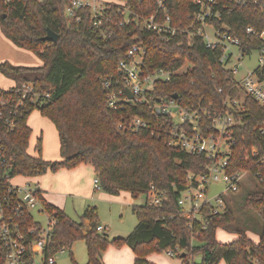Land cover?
Segmentation results:
<instances>
[{
	"label": "trees",
	"instance_id": "trees-1",
	"mask_svg": "<svg viewBox=\"0 0 264 264\" xmlns=\"http://www.w3.org/2000/svg\"><path fill=\"white\" fill-rule=\"evenodd\" d=\"M117 1L118 4L103 5L105 16L97 28L88 8L78 12V22L69 19L64 12L69 0H0L3 34L42 61L38 68L2 65L0 71L15 85L27 83L40 93H49V100L37 110L55 128L61 158L48 163L28 155L32 131L26 116L33 111L30 110L14 131L0 132L11 176L32 177L47 169L56 172L87 164L93 168L99 188L111 196L127 192L134 199L145 196L151 186L166 193L160 207H150L146 202L132 205L136 226L124 239L111 242L104 232L99 234L96 230L99 225L95 208L86 209L80 221H75L40 195L44 210L56 221L44 251L46 258L61 249L70 252L75 242L83 241L87 264H103L101 253L110 244L128 246L136 255L134 264H149V255L169 250L174 251L181 264H264V108L249 96H243L238 106H225L228 98L239 99L242 91L230 72L219 64L221 51L210 50L200 37L187 34L189 16L194 12L191 0ZM216 1L220 7L226 4L225 0ZM123 8L139 22L153 15H168L177 34L164 40L135 25L120 26L123 14L119 10ZM230 10L222 21L214 22L215 26L238 37L249 53L264 47V40L246 34L247 27L257 33L264 30V0H251L244 7L230 6ZM47 29L58 35L56 43L42 41ZM139 42L146 51L147 67H184L170 81L157 85V96L169 99L176 94L183 106L212 104L217 112L227 109L233 114L237 125L230 130L228 141L232 144L229 171H246L253 182L239 203L261 221L259 231L252 232L258 237L257 244L248 231L238 227L232 209L234 195L225 199L222 213L210 214L203 209L201 221L186 220L178 199L188 187V176L203 173L207 161L169 146L167 123L154 117L149 107L132 103L117 111L107 107L103 80L115 75L126 52ZM254 73L264 81V64ZM132 118L145 120L148 127L135 133L118 128L122 120ZM212 123V119L204 118L200 131L213 133ZM218 229L236 234L237 239L230 244L217 242ZM193 240L197 246L192 245ZM197 257L199 262L194 260ZM27 264H33L32 257Z\"/></svg>",
	"mask_w": 264,
	"mask_h": 264
},
{
	"label": "built area",
	"instance_id": "built-area-1",
	"mask_svg": "<svg viewBox=\"0 0 264 264\" xmlns=\"http://www.w3.org/2000/svg\"><path fill=\"white\" fill-rule=\"evenodd\" d=\"M225 1L226 4L220 7L216 0H191L194 12L191 17L189 16L191 24L186 32L190 37H200L206 48L220 50L219 64L234 78L238 66L232 64V61L235 59L236 62L241 63V60L253 51L249 53L243 49L238 37L223 31L222 27H216L214 22L222 21L228 16L231 13L230 6L244 7L251 0ZM159 5L161 7V4ZM85 8L90 9L94 25L98 28L105 14L102 13L103 5L97 4L96 0H69L64 12L69 19L78 22L80 20L78 12ZM119 12L123 14L120 26L135 25L159 35L164 40H169L177 34L176 29L171 26L168 15L161 17L153 15L139 22L129 10L123 8ZM207 27L212 30L210 36L206 33ZM246 34L264 40V30L257 33L252 27H247ZM256 51L259 53L258 66H262L264 47ZM145 53L140 42L134 44L119 62L115 75L103 80V87L107 90L106 105L113 111L124 109L128 103L149 107L154 117L167 123L169 146L190 155L203 157L207 161L203 173L188 176V187L178 199V206L186 220L201 221L203 209H207L210 214L222 213L225 199L236 194L244 177L250 176L246 171H229L232 144L229 145L228 141L230 130L237 125V122L227 109L217 112L212 104L207 107L201 106L200 103L183 106L178 98L173 100L157 96V85L170 81L173 76L181 72L182 67L173 70L164 67H147L144 64ZM234 83L241 89L242 98L249 96L264 108V81H261L254 71L246 73L241 81L234 78ZM126 91L131 93L132 98L128 97ZM49 98V93H40L33 85L27 83L6 90L0 89V132L14 131L17 122L30 110H36L46 103ZM240 103V99L228 98L225 106H238ZM204 118L212 119L213 133L207 135L200 131ZM147 127V122L141 118L122 120L118 125L119 129L134 133ZM252 154L254 156L257 154L254 149ZM9 163L0 137V264H27L29 257L33 258V264L34 259L43 264H55L54 256L46 258L44 251L52 238L56 221L44 210L38 185L29 182L24 185L13 183V180L19 176H11ZM215 183L224 185L223 192L209 198L210 187ZM94 186L99 188L97 178L94 180ZM145 197L148 206L160 207L166 200V193L151 186ZM34 210L45 215L46 227L34 218L32 214ZM96 230L100 233L104 228L98 226ZM64 251L61 249L57 254ZM164 254L171 258L176 256L173 250Z\"/></svg>",
	"mask_w": 264,
	"mask_h": 264
},
{
	"label": "rangeland",
	"instance_id": "rangeland-1",
	"mask_svg": "<svg viewBox=\"0 0 264 264\" xmlns=\"http://www.w3.org/2000/svg\"><path fill=\"white\" fill-rule=\"evenodd\" d=\"M97 4L114 3L118 4L117 0H96ZM206 33L210 36L212 30L207 27ZM259 53L257 51L251 52L248 56L241 60V63L236 62L234 59L232 64H237L238 72L235 75V80L241 81L246 73H252L258 67ZM2 65H10L16 68H38L42 66V61L37 55L17 47L9 38H7L0 28V67ZM184 70V67L182 68ZM13 79L8 78L0 71V89H8L13 86ZM240 101L242 97L239 98ZM26 124L31 129V136L29 138L27 153L33 158H41L48 163H54L60 161L59 143L57 133L50 121L41 115L39 110H33L26 116ZM40 141V147L37 148ZM56 171L52 172L47 169L45 173L32 177L19 176L13 180L16 185H24L26 182L38 185L43 192L44 198L48 203L60 206L64 210L65 214L75 221H80L83 212L86 209L95 208L97 212L98 225L106 228L104 234L107 235V240L111 242L114 239H124L128 236L137 224L136 217L131 213L132 205H142L146 199L145 196H139L138 198H132L127 192H121L119 196H111L104 193L100 188H93L92 182L97 177L90 175L86 170L81 171L78 175L73 177L71 174H66L69 171ZM90 175V176H89ZM89 179L91 180V188L88 185ZM252 180L250 176H245L240 190L233 194L236 200L235 204L230 203L233 211L238 219V227L249 232L252 241L257 244L258 237L252 232H258L260 228V219L254 212H248L241 207V203L246 190L252 187ZM83 188H86L90 195L86 197H80L78 195ZM224 185L222 183H215L210 187L209 198H213L219 193L223 192ZM49 194H47V193ZM60 194V195H57ZM62 194H70L64 199ZM54 195V196H53ZM61 196V197H60ZM229 198V196L227 197ZM64 199L63 204L61 201ZM55 200H61L57 203ZM230 200V198H229ZM214 203V202H212ZM239 203V204H238ZM34 218L43 226H47V219L45 215L38 213L37 210L32 212ZM99 234H102L101 232ZM217 242L221 244H230L237 239L236 234L227 233L221 229H218L215 234ZM196 240L192 241V245L197 246ZM111 247L108 252L107 264H134L135 253L129 249L126 245H114L110 244L102 253L101 260L103 264H106L103 260V255ZM127 253H131L130 256ZM155 257H161L164 259L162 264H166L165 260L169 264H175L178 258L167 257L164 253L156 254ZM154 259V258H153ZM73 260L75 264H87L88 257L86 246L83 241L75 242L70 252L64 251L54 256L55 264H72ZM196 262L200 261L197 257L194 259ZM159 264V263H157ZM223 264V262L219 263Z\"/></svg>",
	"mask_w": 264,
	"mask_h": 264
},
{
	"label": "crops",
	"instance_id": "crops-1",
	"mask_svg": "<svg viewBox=\"0 0 264 264\" xmlns=\"http://www.w3.org/2000/svg\"><path fill=\"white\" fill-rule=\"evenodd\" d=\"M13 86H15V83L13 82V84H12ZM13 86H10V87H13ZM61 170H64V171H69V172H66V174H71L73 177H75L76 175H78L81 171H88L89 172V174L90 175H94L95 176V174H94V170H93V168L90 166V165H87V164H81V165H79V166H77V167H75V168H73V169H70V170H67V169H60L59 171H61ZM64 171H62V172H64ZM89 175V176H90ZM95 180V179H94ZM94 180H93V182H92V187L93 188H95V186H94ZM88 185H90V188H91V180L89 179V181H88ZM87 192V190H86V188H83L82 189V191L80 192V193H78V195H81L80 197H86L87 195H90V192L89 193H86ZM47 193V192H46ZM47 194H49V193H47ZM41 195H42V197H43V199L45 200V201H47L45 198H44V196H43V192L41 191ZM57 195H60V194H57ZM109 195V194H108ZM120 195V194H119ZM119 195H117V196H119ZM54 196V195H53ZM61 196H63L64 197V199L66 198V196H70V194H62ZM60 196V197H61ZM64 199L61 201V200H55L57 203H59V201H61V203L63 204V201H64ZM145 202V201H144ZM55 206V205H54ZM57 207V206H56ZM58 208H60V206L58 207ZM61 209V208H60ZM61 210H63V209H61ZM64 211V210H63ZM65 213V212H64ZM97 213V212H96ZM85 223V226L87 227L88 225H89V221H85L84 222ZM100 226V225H99ZM101 227H103V226H101ZM104 228V231L103 232H105L106 231V228L105 227H103ZM84 232H86V230L84 231ZM128 247V246H127ZM129 248V247H128ZM111 249V247L105 252V254L103 255V260H104V262L107 264V263H109L108 262V260H107V256H108V252H109V250ZM130 249V248H129ZM127 254H129L130 256H132L131 255V253H127ZM154 258V259H153ZM135 259V258H134ZM147 261H148V263L149 264H157V263H159V264H162V262L161 261H163L164 259H162L161 257H155V255H153V254H151V255H149L147 258ZM165 262H166V264H169L166 260H165ZM175 262V264H181V261H180V259H177L176 261H174ZM199 262V261H198ZM224 264V263H223Z\"/></svg>",
	"mask_w": 264,
	"mask_h": 264
},
{
	"label": "water",
	"instance_id": "water-1",
	"mask_svg": "<svg viewBox=\"0 0 264 264\" xmlns=\"http://www.w3.org/2000/svg\"><path fill=\"white\" fill-rule=\"evenodd\" d=\"M58 35L55 34L53 31H51L50 29H47L46 31V36L42 39L43 42H50V43H56L58 40ZM126 94L128 95L129 98H132V95L129 91H126ZM171 98L173 100H176L178 98V96L176 94L172 95ZM181 257H183V255H181ZM34 264H43L41 262H39L37 259H34Z\"/></svg>",
	"mask_w": 264,
	"mask_h": 264
}]
</instances>
